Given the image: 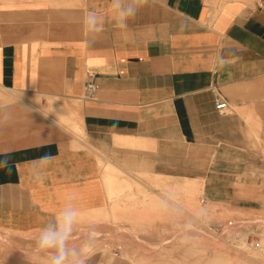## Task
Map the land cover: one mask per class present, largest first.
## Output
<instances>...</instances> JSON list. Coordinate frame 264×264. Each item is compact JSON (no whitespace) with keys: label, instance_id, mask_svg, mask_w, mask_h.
I'll return each mask as SVG.
<instances>
[{"label":"crops","instance_id":"0c3cea01","mask_svg":"<svg viewBox=\"0 0 264 264\" xmlns=\"http://www.w3.org/2000/svg\"><path fill=\"white\" fill-rule=\"evenodd\" d=\"M89 11L99 32L86 34ZM2 152L0 264H48L35 241L69 196L86 264H140L134 239L164 237L150 209L175 225L200 193L264 213V0H142L124 29L111 0H0Z\"/></svg>","mask_w":264,"mask_h":264},{"label":"rangeland","instance_id":"374dc122","mask_svg":"<svg viewBox=\"0 0 264 264\" xmlns=\"http://www.w3.org/2000/svg\"><path fill=\"white\" fill-rule=\"evenodd\" d=\"M184 199L186 202L182 203L183 207L180 209V215H177L178 222L175 225L157 226L155 221L159 211L157 208L150 209L152 216L147 223L150 235L156 236L160 229L164 237L149 242L134 239L133 244L137 252L144 251L149 255L144 261L138 258L140 264H237L235 262L237 257V260L241 259L240 263L256 264L251 257V251L253 252V245L259 242L261 235H264V213L238 212L229 207H213L203 201L205 198L201 193L196 201ZM190 202H196V205L191 207ZM166 211L171 213L175 209ZM7 237L8 239L10 237L8 233L0 232V247H4V240ZM126 242L121 240L119 244L124 247ZM218 258L223 263L220 260L218 262Z\"/></svg>","mask_w":264,"mask_h":264},{"label":"clouds","instance_id":"9594fccd","mask_svg":"<svg viewBox=\"0 0 264 264\" xmlns=\"http://www.w3.org/2000/svg\"><path fill=\"white\" fill-rule=\"evenodd\" d=\"M141 3L142 0H111V10L119 28L127 27L128 20L137 15ZM85 28L86 34L100 31V20L95 11L87 13ZM53 159L54 157L51 156L41 158V162L33 169L35 179L42 177L43 169ZM8 167V153L2 152L0 153V169ZM72 200L73 197L69 196L63 208L39 230L35 241L34 255L45 257L48 264H86L88 256L93 251L90 241L84 242L79 248L69 246L74 229L82 216L81 211L72 203Z\"/></svg>","mask_w":264,"mask_h":264},{"label":"built area","instance_id":"2783aa9c","mask_svg":"<svg viewBox=\"0 0 264 264\" xmlns=\"http://www.w3.org/2000/svg\"><path fill=\"white\" fill-rule=\"evenodd\" d=\"M98 91L97 75L94 72H89L86 76V82L84 86L85 98L94 99ZM218 111H224L228 108V104L225 101L217 100L215 103Z\"/></svg>","mask_w":264,"mask_h":264},{"label":"bare ground","instance_id":"6f19581e","mask_svg":"<svg viewBox=\"0 0 264 264\" xmlns=\"http://www.w3.org/2000/svg\"><path fill=\"white\" fill-rule=\"evenodd\" d=\"M118 180H120V179H118ZM137 181V180H136ZM145 183V182H144ZM124 184V183H123ZM119 186V185H118ZM120 187V186H119ZM121 188V187H120ZM119 188V189H120ZM119 189H117V191L119 190ZM111 193V192H110ZM116 193V192H115ZM117 194H119L118 192H117ZM156 198V197H155ZM158 198V197H157ZM156 198V200H158ZM154 199V198H153ZM160 200V199H159ZM162 201V200H161ZM115 205V204H114ZM112 208H114V207H112ZM113 212V211H112ZM188 212V211H187ZM204 212V211H203ZM115 213V212H114ZM191 214V213H190ZM205 214H206V212H205ZM178 215V214H177ZM201 217H203V216H201ZM197 218V217H196ZM201 219V218H200ZM189 221V220H188ZM202 225V224H201ZM209 225V224H208ZM188 226V225H187ZM190 226V225H189ZM184 227V226H183ZM208 227V226H207ZM146 228V227H145ZM198 228H200V227H198ZM197 228V229H198ZM195 229V228H194ZM201 229V228H200ZM184 230V229H183ZM186 230V229H185ZM178 231V230H177ZM195 231V230H194ZM184 232V231H183ZM181 233V232H180ZM226 240V239H225ZM228 240V239H227ZM235 242H236V240H234ZM238 244H239V242H238ZM241 244V243H240ZM248 244V243H247ZM251 246V245H250ZM247 247V246H246ZM253 247H254V249H253V252L251 251V253H252V259L255 261V263L256 264H264V235H261V237L259 238V242H256L255 243V246L253 245ZM244 251V250H243ZM245 251H247V250H245ZM250 254V253H249ZM249 256V255H248ZM216 258V257H215ZM234 258V257H233ZM238 258V257H237ZM237 258H235V262L238 264V263H240L239 261L241 260V259H239V260H237ZM241 258V257H240ZM244 258V257H243ZM242 258V259H243ZM223 259V258H222ZM230 259V258H229ZM228 259V260H229ZM164 260V259H163ZM218 260H220L219 258L217 259V261ZM225 259H223V261H224ZM228 260H226V261H228ZM245 260V259H244ZM244 260H242V261H244ZM221 261V260H220ZM247 261V260H246ZM163 262V261H162ZM219 262V261H218ZM222 262V261H221ZM223 263V262H222ZM225 263V262H224ZM242 263V262H241ZM240 263V264H241ZM247 263V262H246ZM243 264V263H242Z\"/></svg>","mask_w":264,"mask_h":264}]
</instances>
